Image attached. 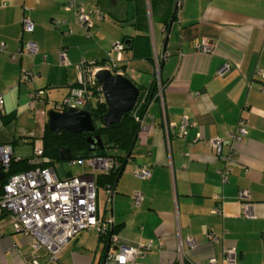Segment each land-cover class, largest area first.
I'll return each instance as SVG.
<instances>
[{
  "label": "crops",
  "instance_id": "obj_1",
  "mask_svg": "<svg viewBox=\"0 0 264 264\" xmlns=\"http://www.w3.org/2000/svg\"><path fill=\"white\" fill-rule=\"evenodd\" d=\"M168 1L165 5L173 12L168 29L159 21L161 14L151 27L159 52L168 53L160 77L165 84L169 137L163 132L161 104L153 100L113 191L109 193L104 183L97 185L99 217L114 218L120 243L152 241L134 264H172L181 258L208 264L211 256L224 264L223 249L232 247L240 264H264V78L256 73V68L264 73V0ZM77 2L91 10L90 35L74 10L66 8V0H0V45L7 44L0 51V92L5 99L0 144L14 142L17 158L34 155L17 154L16 144L31 140L36 146L42 140L49 117L41 106L46 108L51 100L59 101L69 93L79 80L83 58L103 59L112 44L128 40L120 71L137 87L152 83V65L146 59L153 54L152 41L142 0ZM25 16L33 20L32 30L24 29ZM145 34L148 41L139 37ZM202 39L211 45V53L196 48ZM27 41L38 47L33 54L27 53ZM64 47L68 64L60 60ZM226 62L231 68L221 75L219 69ZM23 69L36 75L24 80ZM38 88L46 91L43 101L31 107L30 93ZM30 111L41 117V133L20 125L21 114ZM240 117L247 121L248 134L234 142L236 161L227 182H222L218 169L223 162L203 138L223 137L225 153L230 143L227 133ZM183 119L187 121L184 135L179 133ZM196 135L200 138L195 139ZM135 164L148 166L150 175L144 179L135 175ZM101 188L103 207L98 202ZM241 188L249 191L250 215L242 213ZM133 190L141 193V203L132 199ZM218 204L222 210L215 214L212 208ZM91 232L77 234L61 250L57 264H105L108 243ZM209 232L216 239L208 238ZM31 241L14 230L0 207V264H30ZM111 244L113 249L115 242ZM36 256L42 264H52L45 249Z\"/></svg>",
  "mask_w": 264,
  "mask_h": 264
},
{
  "label": "built area",
  "instance_id": "obj_2",
  "mask_svg": "<svg viewBox=\"0 0 264 264\" xmlns=\"http://www.w3.org/2000/svg\"><path fill=\"white\" fill-rule=\"evenodd\" d=\"M66 8L74 10L77 21L90 35L89 29L94 25V20L91 18V10L87 9L83 3L78 4L77 0H66ZM146 10L148 14V28L152 26V18L150 13V2L146 0ZM23 27L26 30L34 28L33 20L25 16L23 18ZM72 31V28H69ZM152 48L154 50L152 62V81L155 86V92L150 95L149 89L144 88L139 92V96L131 108L135 121L141 128L143 117L147 114L148 105L153 100H158L163 111V129L166 138L169 137L170 124L165 119V108L163 101V93L165 84L160 77V68L168 53L159 52L153 41V32L151 30ZM7 47L5 42L0 45V51H4ZM124 44L122 41H116L112 44L110 51L105 59H87L83 58L80 62L81 75L77 85H73L67 95L59 101H55L54 109L65 110L69 107H86L90 97L91 89H96L103 93L102 85L97 84L96 71L100 68L107 67L112 74L122 73L120 66L123 63ZM196 48L203 52L211 53V45L207 39H202ZM22 49V48H21ZM26 49L28 54H33L38 47L35 42L27 41ZM20 52H22L20 50ZM62 64L70 63L67 48H62L59 52ZM16 53H12L13 58ZM231 65L229 62L224 63L219 73L223 75L229 71ZM257 75L264 78L262 70L256 68ZM36 74L33 70L23 69V79L30 80ZM264 89V87H263ZM44 88H38L30 93L29 105L36 106L40 101H43ZM4 94L0 92V112L3 111ZM143 108L142 117L138 115V111ZM187 126L186 119H183L179 125V133L184 135ZM230 143L227 144V151L222 152L223 137L216 136L215 138H203V141L209 143L215 149L223 162V166L218 169L222 182H227V176L231 169V164L236 161V153L234 142L242 141L248 134L247 121L244 117H240L238 122L228 133ZM200 138L196 135L195 139ZM43 154V144L39 141L35 146V153L31 161L36 166L10 174L6 182L0 183V207L7 212L9 220L14 230L30 236L33 248V257L30 264H42L37 258V252L40 249H45L48 253V261L52 264H57L61 250L81 231L87 229L96 230L98 233H107L114 225V218H101L98 214L97 205V183L96 175L99 172H109L114 166H118L117 160L113 154H96L84 158H72L73 164L81 163L82 171L79 173H71L66 176L59 174L56 168L49 165H41ZM13 157V144L7 142L0 144V166H3L6 171ZM90 166L91 169H86ZM133 173L140 178H146L150 175V168L146 165L135 164L132 167ZM108 192L113 191L112 187H108ZM239 201L242 203V213L250 215V199L248 189L241 188L238 192ZM132 199L136 204L141 203L142 195L138 190H133ZM221 206L218 204L212 208V212L218 214L221 212ZM208 238L216 239L214 233L209 232ZM189 242H193L188 236ZM111 243L115 242L113 249H110L105 258V264H134L136 257L144 255L152 246V241L138 242L135 245L118 242L116 233H111ZM112 245V244H111ZM181 250V247H179ZM178 250V251H179ZM224 264H240L236 261L235 249H223ZM183 261L181 258L180 263ZM215 256L208 259V264H218Z\"/></svg>",
  "mask_w": 264,
  "mask_h": 264
},
{
  "label": "trees",
  "instance_id": "obj_3",
  "mask_svg": "<svg viewBox=\"0 0 264 264\" xmlns=\"http://www.w3.org/2000/svg\"><path fill=\"white\" fill-rule=\"evenodd\" d=\"M142 2L145 10L146 0H142ZM149 2H150L149 11L151 13L152 20H154V18L156 19V15L161 14V18H159L160 19L159 21L163 23L165 30H167L170 24L169 22H171L173 17V12L170 6H168L169 1L149 0ZM166 3L168 5H165ZM147 30H148V24H147ZM139 37H143L144 40L148 41V37L146 36V34L140 35ZM127 41L122 40L125 46L123 48L124 51L126 50L125 48H127L128 45ZM146 59L150 61V64L152 65L153 56L149 54L146 57ZM77 83L78 82H76L74 85H77ZM98 83L99 81H97V84ZM144 88L149 89L150 95H153V93L155 92V86L153 84V81L150 87H141V86L138 87L139 92H141ZM90 93H91V97L86 105V108H89L92 111V115L96 125L95 129L93 131L84 130L77 132H73L68 129H62L58 132H55L49 127V122L47 121L44 127L42 140H41L43 144L41 165L51 166L53 160H49V158L62 159L60 155L61 147H70L72 157L69 160H71L72 158L89 157L96 154H103V155L109 153L113 154L114 158L118 162V166L116 167L114 166L113 168H111L109 172H99L96 175L97 185L99 183H104L106 184V188L108 189V187H114L115 185V180L120 171V167H122L123 162L126 159L125 156L131 146L130 144L132 143L133 139L137 137V132H139V124L138 121H135V117L133 116V111H129V113H124L121 120H119L117 124H110V125L106 124L103 119V114L107 110V103L104 100V94L98 91L96 87H94V89H91ZM93 97H95V99L97 100L96 103L93 101ZM143 113H144L143 108L138 111V115L140 117H142ZM90 134L100 135L103 141V146L99 147L98 149L90 148L88 141V136ZM131 153H132V149L129 156H127L128 160L131 158L130 157ZM32 157L33 156H23L17 158L13 155L12 160L10 162V166L5 171V175L3 176V178L0 179V183L3 185L10 174L27 170L29 168L36 166L37 164L31 161ZM0 168L3 169V166H0ZM115 228L113 225L109 232L98 233L100 239L104 240L105 242L107 241V243H109L111 233L116 232ZM172 264H191V263H189L186 259H184L181 263L179 262V260H177Z\"/></svg>",
  "mask_w": 264,
  "mask_h": 264
},
{
  "label": "water",
  "instance_id": "obj_4",
  "mask_svg": "<svg viewBox=\"0 0 264 264\" xmlns=\"http://www.w3.org/2000/svg\"><path fill=\"white\" fill-rule=\"evenodd\" d=\"M95 74L97 80L102 85L104 100L107 103V110L103 114V119L108 125L117 124L119 120H121L124 113H129V111L132 110L131 108H133L139 96V89L131 79L124 77L121 73L112 74L107 67L98 69ZM48 117L49 127L55 132L62 129H68L73 132L84 130L93 131L96 127L92 111L86 107H69L65 110L51 108L48 111ZM135 140L136 137L130 144L131 146L125 156L126 159L123 162L122 167H120L116 180H118L123 170L122 168H124L126 162L128 161L127 156H129L133 147L132 144ZM88 141L90 148L98 149L103 146L102 138L98 134H90L88 136ZM60 155L62 159H70L72 157L70 147H61ZM4 175L5 171L0 170V179L3 178ZM116 180L115 184L117 183ZM114 247L116 248L115 245ZM110 248L111 240L108 243L106 255Z\"/></svg>",
  "mask_w": 264,
  "mask_h": 264
},
{
  "label": "rangeland",
  "instance_id": "obj_5",
  "mask_svg": "<svg viewBox=\"0 0 264 264\" xmlns=\"http://www.w3.org/2000/svg\"><path fill=\"white\" fill-rule=\"evenodd\" d=\"M154 27H149L148 29V33L151 38V30L153 29ZM154 31V30H152ZM152 52H154L153 48H152ZM151 78H152V74H151ZM150 79V77H149ZM96 97V96H95ZM97 100L94 98V102H96ZM44 105V104H43ZM55 106V103L54 101L52 102V100L50 101V103H48V105H46V108L45 106H41L43 109L46 110V116L48 117V111L51 109V108H54ZM30 114V115H29ZM39 121V122H37ZM19 123L20 125H23V126H31L33 127L34 131L35 132H38V133H41L42 131V122H41V117L40 116H36L35 117V114L33 113V111H30V113H25L24 115L21 114V117L19 118ZM40 139V138H39ZM28 142H23V143H18L16 144V151H17V154H22V155H30V154H33L35 152V149H34V144L31 140H27ZM30 141V142H29ZM40 140H37L36 143H38ZM48 158V157H47ZM49 160H53L52 162V166L54 168L57 169L58 172L60 173H66V172H72V173H79L82 171V165L81 163H77V164H73L71 162V160L69 159H53V158H49ZM86 169H91L90 166H86ZM101 193H102V188L99 190V199H98V202H99V206L103 207L102 204L105 202L104 201V198L101 196ZM102 197V198H101ZM87 230H91L95 237H97L98 235V232L96 230H93V229H87Z\"/></svg>",
  "mask_w": 264,
  "mask_h": 264
},
{
  "label": "bare ground",
  "instance_id": "obj_6",
  "mask_svg": "<svg viewBox=\"0 0 264 264\" xmlns=\"http://www.w3.org/2000/svg\"><path fill=\"white\" fill-rule=\"evenodd\" d=\"M161 69V68H160ZM123 75H124V73H123Z\"/></svg>",
  "mask_w": 264,
  "mask_h": 264
}]
</instances>
